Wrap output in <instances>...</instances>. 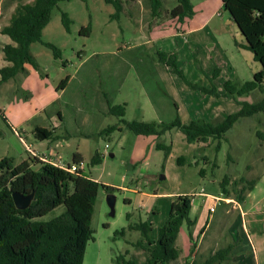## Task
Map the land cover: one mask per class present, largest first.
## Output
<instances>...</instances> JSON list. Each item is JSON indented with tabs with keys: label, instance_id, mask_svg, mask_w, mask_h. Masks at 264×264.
<instances>
[{
	"label": "rangeland",
	"instance_id": "374dc122",
	"mask_svg": "<svg viewBox=\"0 0 264 264\" xmlns=\"http://www.w3.org/2000/svg\"><path fill=\"white\" fill-rule=\"evenodd\" d=\"M162 1L163 13L177 4V0ZM17 4L18 0H0V30L9 23ZM219 7L213 8L218 10L207 25L222 40L226 59L236 69L231 72L228 67L224 68L226 71L213 80L224 92L226 79L243 83L253 78L254 64L257 71L262 65L251 57L253 54L248 49L237 55L236 40L242 41L245 37L237 23L227 22L229 12ZM63 11L72 20L69 31L62 21ZM115 12V6L106 0L60 1L53 9L43 31V41L58 46L62 57L55 58L50 47L37 41L32 45V53L39 69L27 64V72L0 82V158L11 156L20 163L36 152L43 157H61L62 161L76 163L74 154L79 152L88 175L118 188L114 192L115 216L110 215L108 192L103 187L99 190L92 220L94 239L88 242L84 264H116L115 256L127 251L128 259L142 264L147 252L135 244L144 237L140 230L129 229V223L140 219L153 223L151 238H157L159 228L168 219L174 197L179 194L193 195L190 217L198 219L199 225L204 223L200 220L202 210L208 212L213 204L218 210L216 222H212L205 234L206 250L231 241L232 259L227 264H264V138L259 135V131L264 133V111L240 118L222 138L219 148V139L209 137L206 142H189L179 128L168 130L161 137L136 134L128 129L104 131L118 122L117 116L106 113L115 104L126 103L128 120L169 122L179 117L184 123L198 118H225L240 107L234 99L206 95L190 88L181 76L168 71L167 65L159 60V51H177L179 66L188 79L210 86L211 79L195 60L199 56L211 60L207 51L212 45L206 44L207 37L195 45L183 33L180 38H151L150 32L156 24H150V0H129L124 3L120 17H113ZM211 13L207 10L206 16L210 17ZM166 21L170 22L161 32H182L179 25L173 24L174 19L166 18ZM88 25L91 26L89 36L82 33ZM145 36L150 41H143ZM7 41L10 37L0 33V69L8 65L2 49ZM68 76L70 82L61 94L58 86ZM263 95L256 90L238 99L255 102ZM154 104L158 105L157 110ZM60 110L63 117L58 116ZM50 118H56L59 138L52 141L30 137L36 123L50 127ZM14 128L22 133L27 145L21 142ZM63 138L67 144L62 143ZM159 141L172 145L168 156L156 147ZM96 154L102 161L93 164ZM180 156L185 159L182 164L178 161ZM202 168L206 169L205 175L200 173ZM226 176H229L228 194L222 187ZM242 177H258L254 189L243 193L246 199L242 209L247 212L244 217L241 210L227 213L223 208V205L240 208L238 195L247 186L240 182ZM213 195L229 196L225 197L226 202L232 199L233 202L220 205L222 202L216 201ZM65 208L64 204L60 205L44 219L60 214ZM128 213L132 215L131 221ZM123 227L127 229L125 236L115 238V231ZM181 229L177 246L183 251L184 242L189 239L186 222Z\"/></svg>",
	"mask_w": 264,
	"mask_h": 264
},
{
	"label": "trees",
	"instance_id": "16d2710c",
	"mask_svg": "<svg viewBox=\"0 0 264 264\" xmlns=\"http://www.w3.org/2000/svg\"><path fill=\"white\" fill-rule=\"evenodd\" d=\"M60 1L66 0H31L23 2L18 0L9 23L3 25L0 32L8 35L11 42L3 46L4 60L10 64L0 69L1 83L15 78L19 73L27 72L26 64H31L39 69L38 61L32 53V45L41 41L50 47L55 58L62 57L61 49L53 43L43 41V31L51 19L53 9ZM87 1V0H84ZM129 0H106L115 6L113 17H120L124 9V3ZM151 1L152 19L150 24L164 21L166 18H177L184 23L186 18H192L196 11L192 0H177V4L163 13L162 0ZM224 9L237 23L245 39L243 42L236 40L238 46L250 50L254 59L259 61L262 69L257 71L253 78L243 83H236L228 78L224 81V92L213 83L220 77L222 68L215 60V54L211 52L214 60V71L207 76L211 79V85L206 86L188 79L184 70L179 66V54L177 51H159V60L166 64L173 73L183 78L187 85L201 91L204 94L224 96L236 100L240 107L229 113L225 118L205 120L198 118L190 123H184L179 117L166 121H144L142 119L128 120L126 115V103L110 105L107 114L118 117L117 124L107 127L104 131L119 129L131 130L136 134L163 136L168 130L179 128L186 135L189 142H206L209 137L219 139L218 148L222 144V138L242 117L253 116L264 111V95L261 99L250 102L239 100L246 94L259 90L264 93V0H222ZM1 11V9H0ZM62 21L69 31L72 20L65 11L62 13ZM91 26H85L82 33L89 36ZM196 62L205 72L199 57ZM70 77L63 79L58 89L64 88ZM39 140L57 139L52 130L37 127L34 131ZM264 138V133L259 131ZM156 147L165 151L168 156L172 145L162 141L157 142ZM83 156L77 152L74 154V162L81 164ZM102 158L96 154L92 163H100ZM179 163H184L183 156L179 157ZM34 164H40L38 168ZM216 165V164H215ZM206 174V169L200 170ZM258 177L247 179L242 177L240 182L244 185L238 195L239 201L245 199L246 190L254 189ZM229 176L222 181L223 192L228 194L227 184ZM237 184L239 182H236ZM103 187L108 193H114L117 187L102 183L87 174L85 169L75 172L65 170L52 162L41 160L33 156L16 164L14 157L3 156L0 158V264H84L88 242L94 239L92 220L99 190ZM36 190V197L26 209H19L13 199V192L24 193ZM228 198L229 196H224ZM193 195L179 194L174 197L166 222L159 228L157 238H151L153 223L140 219L139 222L131 221V213L127 214L129 229L142 232L144 239L139 240L135 246L143 248L147 252L145 264H173L180 258V250L176 245L177 237L183 224L189 227V237L194 244V236L191 227L195 220L190 217L193 206ZM223 200H221L222 202ZM128 202V200H127ZM65 205V210L50 218L44 217L51 211ZM126 227L115 231V238L125 236ZM234 244L225 246L209 254L205 259L186 260L184 264H224L231 259ZM194 245L192 246V251ZM128 251L115 256L116 264H137L133 259L127 258Z\"/></svg>",
	"mask_w": 264,
	"mask_h": 264
},
{
	"label": "crops",
	"instance_id": "0c3cea01",
	"mask_svg": "<svg viewBox=\"0 0 264 264\" xmlns=\"http://www.w3.org/2000/svg\"><path fill=\"white\" fill-rule=\"evenodd\" d=\"M192 1L194 3L195 11H196L195 15L192 18H186L184 23H180V22L178 23L177 18H172V21H173V19L175 20V21H173V24L175 26L179 25L180 28L182 29V32H161V29L166 27L167 23L170 22V21L169 22L168 21H166V22L162 21L160 23H156V25L154 26V29L152 30V32H150V37L151 38L155 37L156 39H162V38H165L167 36L168 37H179L180 38L181 37V33H183V34H187L189 36L188 41H190V42L192 41L194 43V45L197 44L196 42H199V43L202 42V39L207 37L206 44L212 45L210 50L208 49L207 52L209 53V57L210 58H211V52L212 51L214 52L215 60L218 62V64L222 68L221 75L223 74V72L226 71L224 68H227V67L229 69H231L230 70L231 72L236 71V69L234 67L235 64L234 63L232 64L230 61H228L226 59V56H225V53H224L225 50L223 49V45L224 44L222 43V40H220L218 38V36H217V33L214 32L213 29L207 25L208 21H210L212 19V17L214 16V13L217 12V10H218L217 8H215V9H213V8L215 6H218V5L220 6L219 8H221V9L224 8L223 1L222 0H221V2H219V0H199L198 2L195 1V0H192ZM207 10L212 11L210 17L206 16ZM218 12H220V11H218ZM227 22L228 23H236L231 16H230V18H229V20ZM219 33H221V32H219ZM142 39H143V41H146V40L150 41L149 39H147L146 36L144 38H142ZM11 41L12 40L10 38V41H7L6 43H9ZM238 41L243 42V40L242 41L238 40ZM5 44H3V46ZM3 46H2V48H3ZM242 51L244 52V51H247V50H246V48H244L242 46H238V50L236 51L237 55L240 56V52H242ZM195 52H197V54H199V51L197 49H195ZM246 53H248V52H246ZM251 57H253V59H254V55L251 56ZM3 58H4V56H3ZM199 58H200V60L202 62V65H203V67L205 69V72L207 74L211 75L213 73V71H214V60L212 58H211V60H203L200 56H199ZM8 64H10V63L8 62ZM254 68L255 69H253V71H252V74H253L252 76H254V74L258 70L256 68V64H254ZM26 69H27V64H26ZM166 69L168 71L170 70V68L168 66H167ZM69 82H70V79H69L67 85L64 88L60 89L61 94L62 93L64 94L66 92V89H67V86H68ZM157 107H158V105L154 104L155 110L158 109ZM57 113H58L59 117H63V112L61 110L58 111ZM55 120H56V118H54V119L50 118V120H49L50 123H51L50 127H46L44 125H41L40 123H36L34 125V127L32 128V131H31V135L32 136H30V137H35L34 131H35V128H37V127H42V128H46L48 130H52L54 132V135L59 137V135L56 133L57 126L54 123V122H56ZM14 131H15V133H17L19 135V137L21 139V142L24 145L25 144L27 145L26 139L22 136V133L19 132L17 130V128H14ZM27 135H26V137H27ZM46 140H52L53 141V139H46ZM62 143L63 144H67V140H65V138H63L62 139ZM15 163L18 164L16 159H15ZM213 197L215 199L216 198H224V200L222 201V204H220V205L228 204V203H232L233 202V199H232L231 202H226L227 199L225 197H223V196L213 195ZM245 199H246V195H245ZM245 199L243 201H239V205H240L239 209H238L237 205H234V209H232L231 207L228 208L229 205H223V208H224V210H226L227 213H231V212H233L235 210H241L240 213L244 217L247 214V212L242 209V205H243ZM216 201H217V199H216ZM193 202H194V198H193ZM211 206H215V205L213 204ZM206 210L207 209L202 210L200 212V215H201L200 220L203 221L204 223L199 225L198 219H194L195 220V224L191 227V230H192L193 236H194V244L190 240V237L185 242L183 240V242L185 244V246L183 247L184 249H183V251H181L179 246H177L180 249V258H179L178 262L173 263V264H184V262L187 259L190 260V261H193L194 259H205V257H207L209 254L214 253L216 250L220 249L221 247L225 246L228 243L227 242L226 244L219 245L217 247H211L208 250H206L207 249V245H206V240H205V234H206L207 230L209 229V227L211 226L212 222L213 223L216 222L215 221L216 220V215L215 214L218 212V210L217 211L215 210L216 212L215 211L212 212L210 209H209L208 212H206ZM246 228H247V222H246ZM178 238H179V235H178L177 239ZM176 245H177V240H176ZM193 245H194V250L192 251V246ZM147 258L148 257H146L144 259L142 264L146 263ZM231 259L229 261H231ZM224 264H227V263H224Z\"/></svg>",
	"mask_w": 264,
	"mask_h": 264
},
{
	"label": "water",
	"instance_id": "95a60500",
	"mask_svg": "<svg viewBox=\"0 0 264 264\" xmlns=\"http://www.w3.org/2000/svg\"><path fill=\"white\" fill-rule=\"evenodd\" d=\"M111 155L113 156L114 154L111 153ZM35 197H36V190H32L31 192L28 193H24L20 191L13 192L14 202L19 209L28 208L32 204ZM107 201L110 206V215L115 216L117 196L114 193H108Z\"/></svg>",
	"mask_w": 264,
	"mask_h": 264
},
{
	"label": "built area",
	"instance_id": "2783aa9c",
	"mask_svg": "<svg viewBox=\"0 0 264 264\" xmlns=\"http://www.w3.org/2000/svg\"><path fill=\"white\" fill-rule=\"evenodd\" d=\"M218 15H221V13L218 12ZM106 146L109 147L108 144ZM29 150L31 151L30 148H29ZM33 153H34L33 155H35L37 157H40V159L45 160V161L52 162L55 165H57V166L65 169V170L71 171V172H75V171H77L79 169H84L83 166H82V163L81 164H77V163H67L65 161H62V158L61 157H59L58 159H55L54 157H50V158L47 157V156L46 157H43L41 155H38L36 152H33ZM216 199H217V201L224 200V198H216ZM210 210L213 212V211L216 210V207L215 206H212L210 208Z\"/></svg>",
	"mask_w": 264,
	"mask_h": 264
}]
</instances>
